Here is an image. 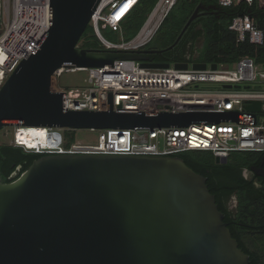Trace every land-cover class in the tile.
<instances>
[{
    "label": "water",
    "instance_id": "water-1",
    "mask_svg": "<svg viewBox=\"0 0 264 264\" xmlns=\"http://www.w3.org/2000/svg\"><path fill=\"white\" fill-rule=\"evenodd\" d=\"M98 1L49 0L48 30L0 87V129L255 123L256 113L236 110L114 111L109 92L105 111L67 110L65 92L51 91L56 68L113 66L115 59L166 68L168 62L152 61L149 54L173 48L201 10H216L198 4L168 47L90 51L78 42ZM173 65L187 68L183 61ZM245 107L259 112L261 102ZM178 155L44 154L16 179L0 177V264H251L206 178ZM249 170L264 177L262 166Z\"/></svg>",
    "mask_w": 264,
    "mask_h": 264
},
{
    "label": "built area",
    "instance_id": "built-area-1",
    "mask_svg": "<svg viewBox=\"0 0 264 264\" xmlns=\"http://www.w3.org/2000/svg\"><path fill=\"white\" fill-rule=\"evenodd\" d=\"M177 0H158L138 33L129 41L112 42L101 28L121 31L122 22L139 0H99L88 25L105 49L136 50L149 43ZM245 4L255 6L264 17V0H218L221 7ZM0 87L22 58L29 55L49 28V0H0ZM228 29L239 42L264 44V29L248 11L232 16ZM181 60L187 68L169 63L166 68H146L137 59H115L113 66H60L51 75V91L65 92L67 110L105 111L108 92L114 111H208L236 110L256 113L254 124L236 121L192 123L187 126H134L97 129L90 141L66 144L63 128L44 126L53 145L27 148L12 135V145L26 151L48 154L167 155L204 151L228 158L232 152H264V63L241 57L233 63L209 62L203 69L195 61ZM211 63H216L212 68ZM86 71V86L63 87L59 78L65 72ZM241 85L235 88L234 85ZM225 85H231L225 87ZM251 85V88H244ZM260 86L256 88L255 86ZM251 100L261 102L259 112L246 109ZM16 128V127H15Z\"/></svg>",
    "mask_w": 264,
    "mask_h": 264
},
{
    "label": "trees",
    "instance_id": "trees-1",
    "mask_svg": "<svg viewBox=\"0 0 264 264\" xmlns=\"http://www.w3.org/2000/svg\"><path fill=\"white\" fill-rule=\"evenodd\" d=\"M158 0H139L130 11V20L137 28L138 33L148 14ZM198 4L214 5L215 11L201 10L181 35L178 42L168 51L155 55V59L167 61L185 60L187 55L191 61L196 62H224L233 63L241 57H251L257 63H264V44L253 45L246 41L239 42L234 31L228 29L232 16L250 12L256 19L260 28L264 29V17L255 11V6L245 4L221 7L218 0H177L169 11L158 31L166 24L162 33L164 48L171 45L180 34L183 26ZM1 16V15H0ZM157 31V32H158ZM156 32V33H157ZM80 47L90 51H99L103 48L92 27H86L82 35ZM201 41L200 46H196ZM167 54L168 57L163 55ZM242 152L239 157L229 163H214L213 155L204 151H190L178 155L187 166L206 178L207 186L214 195L219 210L224 215V221L231 222L228 226L232 236L237 240L238 246L249 255L251 264H261V254L250 249L245 243L247 232L257 233L264 238V202L261 191L255 186L253 180L242 176L244 169L249 170L252 165L259 163L264 152ZM48 153L26 151L22 147L10 144L0 145V177L2 182H9L19 177L33 160ZM237 195V206L234 211L228 209L225 199L232 193ZM264 262V261H263Z\"/></svg>",
    "mask_w": 264,
    "mask_h": 264
},
{
    "label": "rangeland",
    "instance_id": "rangeland-1",
    "mask_svg": "<svg viewBox=\"0 0 264 264\" xmlns=\"http://www.w3.org/2000/svg\"><path fill=\"white\" fill-rule=\"evenodd\" d=\"M132 12H130L124 21L122 22V30L121 31H111L109 28H101L102 35L112 41V42H122L127 41L130 39L137 31V28L134 26L133 21L130 20V15ZM1 16H0V25H1ZM91 25H88V28H90ZM166 29V24L154 35L152 40L147 43L144 47L145 48H154V47H160L163 44H165V41L163 40V32ZM82 38V37H81ZM82 39L79 40L78 45H81ZM201 41H198L196 46H200ZM170 64H173V62H170ZM86 71H76V72H65L61 75L59 78V84L66 88H71L75 86H86L88 84L87 82V76ZM260 119H264V113L260 114ZM15 127H4L0 129V145L3 144H10L12 145L11 139L12 135H14ZM62 136L64 138V141L66 144H71L75 142L76 140H83V141H90L94 139L97 136L98 131L94 129H68L63 128L60 129ZM208 153V152H207ZM242 152H232L230 154V157L228 159L229 163H233L241 154ZM211 154V153H210ZM212 155V154H211ZM212 160L215 163L214 156L212 157ZM245 243L247 246L252 250H257L261 254L260 263L264 264V238L261 237L259 234L255 233H249L247 232L244 237Z\"/></svg>",
    "mask_w": 264,
    "mask_h": 264
},
{
    "label": "bare ground",
    "instance_id": "bare-ground-1",
    "mask_svg": "<svg viewBox=\"0 0 264 264\" xmlns=\"http://www.w3.org/2000/svg\"><path fill=\"white\" fill-rule=\"evenodd\" d=\"M3 58L1 55L0 60L2 61ZM46 133L47 131L44 126H19L16 127L13 136L18 140V143L26 145L27 148L55 144L51 139V135H49L48 139Z\"/></svg>",
    "mask_w": 264,
    "mask_h": 264
},
{
    "label": "flooded vegetation",
    "instance_id": "flooded-vegetation-1",
    "mask_svg": "<svg viewBox=\"0 0 264 264\" xmlns=\"http://www.w3.org/2000/svg\"><path fill=\"white\" fill-rule=\"evenodd\" d=\"M207 11V10H206ZM144 49H152V48H145ZM155 55H157V53H153V54H149V57L151 58L152 61H157V62H169L167 60L164 59H155ZM164 57H168L167 54L163 55ZM170 63V62H169ZM264 155V154H263ZM263 155L260 156V161L259 163L255 164L257 166H262L264 168V162H262V157ZM242 176L245 178H249L251 180H253L255 186H257L261 191H264V177L261 176H256L253 172H251L250 170L244 169L241 172ZM262 200L264 202V193L262 194ZM225 204L228 207V209L234 211L236 206H237V195L236 193H232L230 196H228L225 199ZM227 226L231 225V222H227Z\"/></svg>",
    "mask_w": 264,
    "mask_h": 264
},
{
    "label": "crops",
    "instance_id": "crops-1",
    "mask_svg": "<svg viewBox=\"0 0 264 264\" xmlns=\"http://www.w3.org/2000/svg\"><path fill=\"white\" fill-rule=\"evenodd\" d=\"M155 49H160V48H155ZM187 56H189V55H187ZM181 60H183V59H181ZM181 60H176V61H181ZM185 60H188L187 57H186ZM189 60H190V59H189ZM169 62H173V63H174L175 61H169ZM169 62H168V63H169ZM183 62H184V61H183ZM195 62H196V61H195Z\"/></svg>",
    "mask_w": 264,
    "mask_h": 264
}]
</instances>
